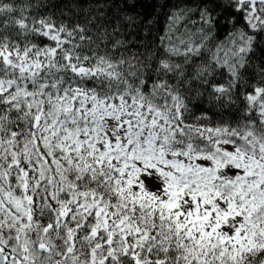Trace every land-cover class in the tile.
<instances>
[{"label":"snow or ice","instance_id":"snow-or-ice-1","mask_svg":"<svg viewBox=\"0 0 264 264\" xmlns=\"http://www.w3.org/2000/svg\"><path fill=\"white\" fill-rule=\"evenodd\" d=\"M0 264H264V0H0Z\"/></svg>","mask_w":264,"mask_h":264},{"label":"trees","instance_id":"trees-1","mask_svg":"<svg viewBox=\"0 0 264 264\" xmlns=\"http://www.w3.org/2000/svg\"><path fill=\"white\" fill-rule=\"evenodd\" d=\"M149 11H151V9H149Z\"/></svg>","mask_w":264,"mask_h":264}]
</instances>
